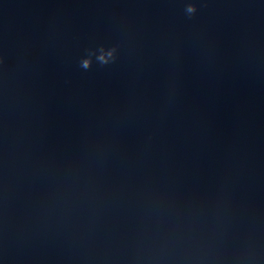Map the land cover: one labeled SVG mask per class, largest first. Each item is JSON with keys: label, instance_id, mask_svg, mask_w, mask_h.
<instances>
[{"label": "water", "instance_id": "obj_1", "mask_svg": "<svg viewBox=\"0 0 264 264\" xmlns=\"http://www.w3.org/2000/svg\"><path fill=\"white\" fill-rule=\"evenodd\" d=\"M0 264H264V0H0Z\"/></svg>", "mask_w": 264, "mask_h": 264}, {"label": "clouds", "instance_id": "obj_2", "mask_svg": "<svg viewBox=\"0 0 264 264\" xmlns=\"http://www.w3.org/2000/svg\"><path fill=\"white\" fill-rule=\"evenodd\" d=\"M188 11L192 12V11H194V8L192 6H189Z\"/></svg>", "mask_w": 264, "mask_h": 264}]
</instances>
